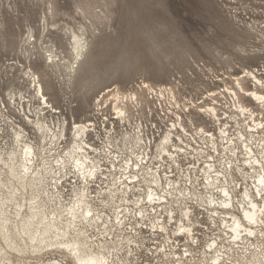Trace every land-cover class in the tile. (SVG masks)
Masks as SVG:
<instances>
[{
    "label": "bare ground",
    "instance_id": "1",
    "mask_svg": "<svg viewBox=\"0 0 264 264\" xmlns=\"http://www.w3.org/2000/svg\"><path fill=\"white\" fill-rule=\"evenodd\" d=\"M73 39L66 60L71 75L87 50L84 38ZM46 53L59 67L57 53ZM25 76L44 109L58 114L38 76ZM250 82L253 89L246 86ZM236 87L230 91L232 124L217 106L198 107L215 131L192 125L193 131L177 116L154 145L142 125L127 130L121 141L104 140L90 121L74 123L67 133L66 122L49 124L19 111L40 131L44 145L29 142L18 126L17 147L0 149V264H34L31 258L47 251L53 257L36 264H139L131 262L133 246L138 237L145 241L146 232L166 236L168 244L152 254L164 255L168 264H264L263 73L248 71ZM114 96L117 103L123 99ZM115 109L127 114L121 104ZM184 158L197 162L186 170ZM175 171L177 178L170 175ZM200 214L218 232L205 235L203 245L195 233ZM180 237L187 241L184 249L176 246Z\"/></svg>",
    "mask_w": 264,
    "mask_h": 264
},
{
    "label": "rangeland",
    "instance_id": "2",
    "mask_svg": "<svg viewBox=\"0 0 264 264\" xmlns=\"http://www.w3.org/2000/svg\"><path fill=\"white\" fill-rule=\"evenodd\" d=\"M73 34L87 41V50L71 75L66 60ZM49 49L60 58L59 67L47 61ZM258 70L264 77V0H0V149L17 147L18 126L29 142L44 145L40 131L19 113L23 108L32 120L66 122L67 133L74 123L90 121L104 140L121 141L127 130L142 125L154 145L178 117L193 131L203 125L213 132L198 107L215 105L229 121L236 114L230 91L237 78ZM29 71L58 114L44 109L25 76ZM148 88L164 89L166 95L153 99ZM117 104L125 106V116L118 115ZM70 138L60 142L61 150ZM185 160L186 170L197 162ZM170 175L177 178L178 171ZM199 220L195 233L203 245L205 235L218 232L206 215ZM144 239L137 238L131 262L168 264L164 255L152 254L168 244L166 236L146 232ZM186 243L180 237L176 246L184 249ZM47 253L31 262L46 263L53 257Z\"/></svg>",
    "mask_w": 264,
    "mask_h": 264
},
{
    "label": "built area",
    "instance_id": "3",
    "mask_svg": "<svg viewBox=\"0 0 264 264\" xmlns=\"http://www.w3.org/2000/svg\"><path fill=\"white\" fill-rule=\"evenodd\" d=\"M148 92H149L150 96L153 97V99L154 98L155 99H159V98L161 99V98H163L166 95V90H164V89L157 90V89H154V88H150V89L148 88Z\"/></svg>",
    "mask_w": 264,
    "mask_h": 264
}]
</instances>
